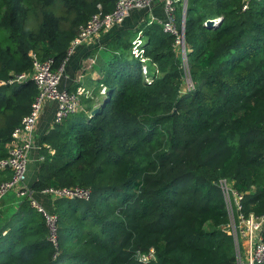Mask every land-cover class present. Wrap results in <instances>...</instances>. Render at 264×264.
<instances>
[{"label": "trees", "instance_id": "1", "mask_svg": "<svg viewBox=\"0 0 264 264\" xmlns=\"http://www.w3.org/2000/svg\"><path fill=\"white\" fill-rule=\"evenodd\" d=\"M115 2L0 0V158L36 94L33 80L7 79L31 69V52L58 67L80 24ZM175 14L180 25L179 2ZM137 29L151 79L130 56L134 30L120 28L98 110L69 114L39 139L34 193L82 185L89 200H53L54 246L42 214L21 199L0 226V264L235 263L219 181L242 193L243 213H264V0H187L186 89L174 35L158 20ZM150 248L155 259L139 261Z\"/></svg>", "mask_w": 264, "mask_h": 264}, {"label": "built area", "instance_id": "2", "mask_svg": "<svg viewBox=\"0 0 264 264\" xmlns=\"http://www.w3.org/2000/svg\"><path fill=\"white\" fill-rule=\"evenodd\" d=\"M155 0H116L114 7L110 11H97L93 13L84 23L78 27L77 34L71 39L67 49V55L58 67H53L52 58H40L31 52V69L28 71L15 73L7 82L19 81L23 79L33 80L36 86V94L30 105L29 111L23 115L11 132L8 142V154L0 158V173L9 169L10 176L0 180V202L9 190L14 191L19 200H27L45 219L49 231V238L56 246V214L48 210L34 197V190L27 182V168L31 158V151L39 149V140L36 137V123L44 101L49 100L55 103L52 122L56 123L69 114L77 113L81 104V94L84 93L79 85L75 89L68 87H58L63 74L64 62L73 49L81 43L87 42L97 37L100 33L121 23L128 12L133 8H149ZM183 7L184 0H163L164 16L158 21L162 29L174 35L173 47L178 51L182 59V64L187 75L188 64L186 47L184 42V24L181 18L180 25L176 20V4ZM246 2L242 8L246 7ZM151 21V20H150ZM130 56L141 61L142 75L148 80L150 67L147 64L149 57L143 53L141 44L143 42L142 31L131 40ZM192 85L191 79L187 77V88ZM100 92H105V86H101ZM38 160L42 155L37 156ZM222 187L227 214L229 218L228 228L233 235L236 246V260L234 264H261L264 262V241L258 235L259 230L264 226V213L255 215L253 212L245 214L242 212V193L234 189L231 183L222 178L219 181ZM41 193L49 196L52 200L56 198L89 200L91 189L88 186L50 185L41 189ZM246 238L245 251L241 250V239ZM137 258L141 262H148L155 259V252L152 248L147 253H138Z\"/></svg>", "mask_w": 264, "mask_h": 264}, {"label": "crops", "instance_id": "3", "mask_svg": "<svg viewBox=\"0 0 264 264\" xmlns=\"http://www.w3.org/2000/svg\"><path fill=\"white\" fill-rule=\"evenodd\" d=\"M142 14L146 15V18L150 20H159L164 16L163 0H155L149 8H133L131 9L124 20L111 27L110 29L100 33L95 38L90 39L87 42L78 44L73 51L67 56L64 62L63 74L61 76L58 87H68L75 89L79 85L84 89V93L81 94V104L78 112H86L89 107H94L99 102L102 95L98 94L99 88L104 86L102 83V77L105 73L104 66L110 53L114 51L108 44V40L111 36L122 27H132L136 22L140 21ZM55 109V103L53 101L46 100L43 103L40 116L36 123V137L37 140L48 130L52 125V117ZM39 155V149L34 148L31 151V158L27 168V182L29 185L36 178L37 169V156ZM16 195L13 191L12 194L3 198L5 201H11ZM34 197L43 206L50 209L53 205V200L42 193H34ZM3 201V200H2ZM1 201V203H2ZM20 200L17 198L15 206L12 207L11 203L6 202L1 207L2 210H10L11 214ZM9 217V215H8ZM7 217V218H8ZM6 218V219H7ZM6 219L0 221V226L4 224ZM258 235L261 240L264 241V226L259 230ZM241 250L245 251L246 238L241 239Z\"/></svg>", "mask_w": 264, "mask_h": 264}, {"label": "rangeland", "instance_id": "4", "mask_svg": "<svg viewBox=\"0 0 264 264\" xmlns=\"http://www.w3.org/2000/svg\"><path fill=\"white\" fill-rule=\"evenodd\" d=\"M145 19H147L146 18V15L145 14H142V16H141V19H140V21H138V22H136V24L135 25H133L132 27H130V29H132V30H134V35L132 36V39L137 35V33H138V29H137V27L143 22V20H145ZM109 41V40H108ZM131 44H132V42H131ZM110 45H113V44H110ZM148 63V65H149V67H150V72H152L153 70H154V63L149 59L148 61H147ZM187 77H188V73H187V75H184V77H183V83H182V89H186L187 88ZM143 78H144V80H146L145 79V77L143 76ZM147 79H151L150 77H148ZM98 94L99 95H102L103 94V92L101 93L100 92V88H99V90H98ZM95 107V106H94ZM90 108V107H89ZM93 108V107H92ZM83 112V111H82ZM86 112H90V110L88 109ZM38 162V161H37ZM13 193V191L12 190H9L8 191V193L4 196V198L6 197V196H8V195H10V194H12ZM15 201H17V198L15 199L14 198V196H13V199L11 200V201H5L4 199H3V201H2V203L0 202V221L3 219H6L7 217H8V215H9V213H10V211H11V209H12V207H14L15 206ZM6 202H10L12 205V207H10V210L8 209V210H2V208L1 207H4L3 205L6 203ZM229 223V222H228ZM227 227H228V224H227Z\"/></svg>", "mask_w": 264, "mask_h": 264}, {"label": "water", "instance_id": "5", "mask_svg": "<svg viewBox=\"0 0 264 264\" xmlns=\"http://www.w3.org/2000/svg\"><path fill=\"white\" fill-rule=\"evenodd\" d=\"M185 3L183 4V7H182V21H183V24H184V18H185V13H186V4H187V0H184ZM98 106H95L91 109L90 111V115L94 114L97 110H98Z\"/></svg>", "mask_w": 264, "mask_h": 264}]
</instances>
